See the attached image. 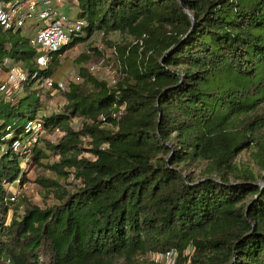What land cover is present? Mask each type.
Instances as JSON below:
<instances>
[{
	"label": "trees",
	"instance_id": "1",
	"mask_svg": "<svg viewBox=\"0 0 264 264\" xmlns=\"http://www.w3.org/2000/svg\"><path fill=\"white\" fill-rule=\"evenodd\" d=\"M77 2L85 36L47 68L22 30L0 25V72L23 71L19 98L0 93V264H157L142 257L171 251L174 264H264V0ZM96 31L138 43L109 44L112 84L77 68L62 108L40 118L41 133L64 136L28 147L56 201L14 205L5 185L21 179L25 127L44 105L35 86ZM49 154L58 161L43 164Z\"/></svg>",
	"mask_w": 264,
	"mask_h": 264
},
{
	"label": "rangeland",
	"instance_id": "2",
	"mask_svg": "<svg viewBox=\"0 0 264 264\" xmlns=\"http://www.w3.org/2000/svg\"><path fill=\"white\" fill-rule=\"evenodd\" d=\"M63 13H65L69 18H76V14L78 12V7L72 3H69L63 8ZM40 26H36L35 29L31 31H25L26 28L22 29L20 32L21 37H35L36 31ZM111 41L113 43H117L118 45H122L124 42H127L130 45L137 44V40L132 37L127 36H117L114 37L112 35L104 36L101 32L96 31L92 37H90L85 43H80L71 49L65 51L61 57L58 59L57 63H55L56 68L54 70L53 77L50 78V83L44 81L42 85H37L35 87H42V101H44V105L41 108L40 112L44 116H49L51 114H55L59 111L64 105L63 97L61 96V92L67 86L68 83H77L79 82L77 68L84 67L88 70L96 79L99 81L106 82L107 84H112L114 81L118 79L117 72V63L114 59L115 55H113V49L110 47ZM140 44V43H139ZM141 47H139L140 49ZM94 49L95 51H92ZM95 53V55H94ZM80 54H84L87 56V59L82 60L78 58ZM98 54V55H97ZM99 56V57H98ZM53 57V55H52ZM38 59H42V55H38ZM19 67V65H16ZM41 67V66H40ZM42 68V67H41ZM93 68V70H91ZM7 73L0 72V82L6 80ZM53 83L59 85L57 89L52 87ZM23 93V89L17 93L15 96H11V94L7 95L8 98L13 99L19 98ZM72 127L75 129L78 127V119H74L72 122ZM63 133L61 130L56 129L51 133H41L38 138L43 137L48 143L56 144L61 138ZM33 137L29 140V144L25 142L24 139V147L32 146ZM88 140H85L87 143ZM38 141H36L37 143ZM84 149H88L89 145L84 144ZM21 149V148H20ZM27 150V149H26ZM23 150V151H26ZM25 157H22L20 162V169L22 170L21 179L14 182L13 184H6L5 189L12 193L15 197L14 205H18L20 200H26L27 203H31L39 206L44 209L50 205H53L56 201L53 194H47L45 189H42L41 186L37 183V179L39 178H52L54 179V175L44 168L45 166L36 165L35 162L31 159V153L27 152ZM83 157L87 159H91L89 153L84 152ZM58 161V156L54 154H49L47 160L43 161V164H52ZM198 170L194 172L196 175ZM23 177V179H22ZM183 177L186 178L185 174ZM61 185L65 188H70L72 184L75 183L73 177H71L67 182H60ZM259 186H263L264 182L259 183ZM15 210L11 207L8 210V214L6 217V223L10 222L13 213ZM21 208L17 210V213L21 214ZM176 253L174 252L173 256H171L170 261L174 264L176 259ZM143 260L154 261L157 264H168V260L162 254H153L147 253L142 257Z\"/></svg>",
	"mask_w": 264,
	"mask_h": 264
},
{
	"label": "built area",
	"instance_id": "3",
	"mask_svg": "<svg viewBox=\"0 0 264 264\" xmlns=\"http://www.w3.org/2000/svg\"><path fill=\"white\" fill-rule=\"evenodd\" d=\"M69 3L78 6L77 0L17 1L0 10V25L3 31H10L12 33L24 28H26L25 31L32 32L36 26H40L36 31L35 37H29L28 41L37 55H42V59H37L39 65L42 68H47L54 53L68 44L72 39L85 36L83 30L86 28V22L78 18L71 19L62 11ZM109 35L117 37L121 34H119V32H114ZM139 43L141 44V41ZM91 70H93V68H91ZM22 80L23 71L21 68L17 66L11 68L7 73L6 80L0 82V93L15 96L22 90ZM45 81L51 84L50 79ZM43 116L44 115L39 112L36 119L27 123L25 133L30 136L25 140L27 144H29V140H31L32 137L35 138L42 132L40 118ZM62 133L64 135V132ZM24 143L21 147V153L23 154L28 152V148L24 147ZM16 148L20 150L19 147ZM12 200H15L14 196ZM173 254L174 251H171L163 255L168 260V264H172L170 259Z\"/></svg>",
	"mask_w": 264,
	"mask_h": 264
},
{
	"label": "water",
	"instance_id": "4",
	"mask_svg": "<svg viewBox=\"0 0 264 264\" xmlns=\"http://www.w3.org/2000/svg\"><path fill=\"white\" fill-rule=\"evenodd\" d=\"M179 4L181 5V0H179ZM185 14H187L189 16V18H190V20H191V22L193 24V22H194L193 17L186 11H185Z\"/></svg>",
	"mask_w": 264,
	"mask_h": 264
}]
</instances>
